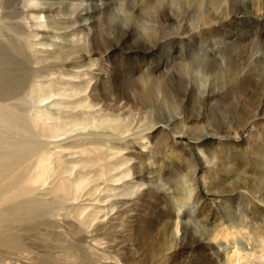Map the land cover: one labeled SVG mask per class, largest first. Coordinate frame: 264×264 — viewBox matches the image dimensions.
Listing matches in <instances>:
<instances>
[{"label": "rangeland", "instance_id": "rangeland-1", "mask_svg": "<svg viewBox=\"0 0 264 264\" xmlns=\"http://www.w3.org/2000/svg\"><path fill=\"white\" fill-rule=\"evenodd\" d=\"M26 3L0 264H264V0Z\"/></svg>", "mask_w": 264, "mask_h": 264}, {"label": "bare ground", "instance_id": "bare-ground-1", "mask_svg": "<svg viewBox=\"0 0 264 264\" xmlns=\"http://www.w3.org/2000/svg\"><path fill=\"white\" fill-rule=\"evenodd\" d=\"M7 1L8 0H3V3L6 6ZM32 1L33 0H27L25 9L31 8L30 6L32 5ZM15 13L16 12L14 11L12 14ZM23 17L29 26L31 24V17L27 14ZM31 29L32 28L28 27L27 30L29 31ZM25 36L28 37V39L32 38L31 32H27ZM10 46L16 47L17 49L16 43L14 44V42L9 41L8 38L7 41L0 39V194H3L5 190H11L12 194L13 191L16 194L12 196L15 198L19 194L16 190V184L21 179V175H18L17 172L19 169L17 162H19L18 160H22L26 157L27 150L26 148H22L18 144L9 141V137L15 132L14 131L12 133V131L19 126V119L17 115L16 117L12 115L7 108L3 106V103L18 97V93L21 91L24 93V90H26L27 87H29V84H31V80L28 71L27 73L24 72L23 75L16 74L14 66L15 60L12 59L8 51ZM30 87H33V85H30ZM21 205L25 210L29 207L28 202L22 203ZM10 217L11 214L9 212L0 213V223Z\"/></svg>", "mask_w": 264, "mask_h": 264}, {"label": "clouds", "instance_id": "clouds-1", "mask_svg": "<svg viewBox=\"0 0 264 264\" xmlns=\"http://www.w3.org/2000/svg\"><path fill=\"white\" fill-rule=\"evenodd\" d=\"M120 15H121L122 17H124V20H125V26H127V24H128V20H129V17L131 16V14H130V13H126V12H121ZM149 15H150V10L145 9V12L142 14V16H143V17H147V16H149ZM129 30H131V29H129ZM140 35L142 36V38H143L144 41H148V42H150V40H151V36H150L149 32L145 30V28H142V29L140 30Z\"/></svg>", "mask_w": 264, "mask_h": 264}]
</instances>
